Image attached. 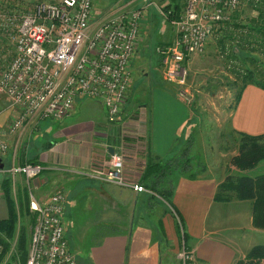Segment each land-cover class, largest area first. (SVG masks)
Segmentation results:
<instances>
[{"label": "crops", "instance_id": "crops-1", "mask_svg": "<svg viewBox=\"0 0 264 264\" xmlns=\"http://www.w3.org/2000/svg\"><path fill=\"white\" fill-rule=\"evenodd\" d=\"M8 1L29 4L41 0ZM44 1L53 3L58 0ZM98 1L96 0L97 4H100L103 0ZM122 1L124 0L118 2ZM139 4L140 1L135 2V5ZM95 13L96 16H101V10H97L96 6ZM153 98L154 95L152 99L148 98L147 105H140L139 110L133 114L128 112L134 108L133 103H125L123 113L121 112L112 123L108 122L101 105L103 120L94 119L87 122L76 120L77 118L71 120L74 117V110L70 116L62 120V128L59 131L62 139L52 145L46 143L40 150L33 152H29L28 146L24 144L31 141L33 132L39 128L40 120L26 123L21 141L17 142L18 133L8 131L17 110L7 104L0 112V136L8 145L6 156L0 159V219L8 215V204L1 190L2 178L13 163L21 164L36 159L43 167L42 174L32 182L34 189H37L38 201L41 202L58 191L66 194L63 214L66 238L71 231L77 233L85 229L89 232L90 229L96 230L98 227H111L115 224L117 225L115 228L120 229V233L107 234L101 239L96 237V243L82 237V247L78 253L82 255L81 259L86 264H173L168 254L171 249L167 247L166 240L172 242V236H175L178 230L168 215L162 214L163 217L161 215L155 218L153 225L150 226L140 220L138 197L141 193L137 194L129 188L78 174L93 162L107 160L111 154L116 153L124 157L126 176L142 184V172L150 154L162 160L171 159L179 154L180 148L183 147V145L179 147L181 135L185 133L188 137V133L198 125V120L195 124H189L191 115L187 106L181 111L173 108L172 111L171 109L167 111L159 106L157 113L154 110ZM164 98H167L169 103L172 102L169 95H165ZM123 115L124 118L127 117L120 123V117ZM167 115L175 117L169 124L166 122ZM155 117L157 121L154 120ZM127 122L131 124H125ZM230 126L233 130L248 135H264V89L254 85H246L243 88L230 115ZM122 133L125 134L123 139L120 135ZM109 148H112L113 153L109 152ZM226 168L227 166L223 167L222 171H212L208 166L206 172H203L206 173L204 176L189 179L187 175L179 174L175 178L171 200L183 218L184 231L188 238L186 244L192 256L190 264H233L237 257L244 256L252 246L264 244V230L252 224L250 201L233 200L228 203L214 201V193L224 178ZM213 173H218V177L212 176ZM245 173L253 176L263 174L264 161ZM10 179L12 193L15 195L14 189H23L26 180L22 175L15 178L10 176ZM110 204L118 206L120 209L118 215L112 216ZM212 209L216 212L213 215ZM154 210L158 213L159 208ZM116 216L117 218H114ZM227 216L228 225H225L227 219L224 218ZM211 226L213 228H210ZM152 227H155V230L161 229L163 234ZM68 238L70 241L71 236Z\"/></svg>", "mask_w": 264, "mask_h": 264}, {"label": "built area", "instance_id": "built-area-1", "mask_svg": "<svg viewBox=\"0 0 264 264\" xmlns=\"http://www.w3.org/2000/svg\"><path fill=\"white\" fill-rule=\"evenodd\" d=\"M138 1L141 4L135 5ZM147 2H117L99 17L96 0L0 3V31L14 45L12 59L0 73V95L17 110L8 126L10 133H18L17 142L26 123L61 121L84 97L96 99L108 122L116 121L132 81L140 25L152 4ZM238 4L239 0H184L183 8L171 20L173 41L157 49L163 80L179 86L186 83L189 57L205 51L218 25L228 20ZM7 151L8 145L0 136V156L4 158ZM42 171L40 163H13L7 173L12 178L22 175L29 185ZM78 174L136 193L149 192L128 179L120 154L93 162ZM29 195L35 223L25 264H78L66 238V194L58 191L41 202L31 192ZM180 257L184 263L192 259L185 248Z\"/></svg>", "mask_w": 264, "mask_h": 264}, {"label": "rangeland", "instance_id": "rangeland-1", "mask_svg": "<svg viewBox=\"0 0 264 264\" xmlns=\"http://www.w3.org/2000/svg\"><path fill=\"white\" fill-rule=\"evenodd\" d=\"M118 1L119 0H103L100 4H97L96 2V9L101 10L100 15H102L107 10L106 7H110ZM147 1H149L147 3L152 2V4L147 8V15L140 25L137 54L132 62L131 73L133 80L131 81L132 84H130L129 86L128 96L126 99V104L131 102L133 103L134 108L132 110L129 109L128 112L133 114V112L139 110L140 105H147L148 98L152 99L153 95L156 108H154V110L157 113V107L159 106H161L159 108H165L167 111L168 109H171L172 111V108L181 111L182 108L187 106L191 115L189 124H195V122L198 120V125H195L192 131L188 133V137L185 133L181 135V142L179 147H182V145L184 146L186 144L184 143V141L191 140L189 155L192 158V165L190 164L192 167V172H200V167L196 166V163L199 161L200 163L206 165V170L209 166L212 171H222L223 167L228 165V158L236 153V151L232 149V142L229 139V133L231 131L230 115L232 113V110L234 109L235 104L237 103L235 100L236 89L232 83L233 78L227 73L225 64L227 60L226 55L218 51L220 46L218 45L214 37H212L207 42L205 51L202 54H194L190 56L188 60L189 71L186 83L183 86H179L165 80L162 81L163 77H161V68L159 73L160 55L157 49L169 45L173 41L175 36V28L172 25L171 20H169L166 12L163 11V8H165V6L171 4L172 2L174 3V1ZM175 2L179 5L178 9H180L181 11V9L183 8L184 0H175ZM0 3L4 5H8V3L11 4V2L8 0H0ZM242 3L243 4L240 7V18L241 22H245V19L247 17H250L255 13L248 7L247 3L244 0ZM4 9L5 8H2L1 10ZM9 13H11V11H9ZM13 49L14 45L12 40L7 38L6 35L2 31H0V73L3 72L9 65L13 56ZM229 50L230 52L235 51L238 54L240 53L239 48L237 46H234L233 44L232 49L230 48ZM261 56L262 57L260 58L264 61V55ZM170 87L173 90V94H169L171 93ZM165 95L170 96V98L172 99L171 103H169L167 98H164ZM150 103H152L151 100ZM7 104L9 105V101L4 96L0 95V112L5 108ZM73 116L74 117H72L71 120L77 118L76 120H82L83 122L92 121L94 119L103 120L104 118L100 104L97 102V100L87 97L78 99L76 101ZM125 118L124 115L121 116L120 123ZM173 119H175V117L171 118L167 115L166 122H168L169 124ZM62 120H40L39 128L33 132L31 141H29L28 143L25 142L24 144L25 146H28L29 152L40 150L46 143H50L52 145L55 142L60 141L62 139V136H60L59 131H61L62 128ZM154 120L157 121V117H155ZM125 124L131 123L127 122ZM108 128L110 129V127ZM167 128L168 127H166L165 130H167ZM105 129L106 126L103 130L104 132ZM120 135L121 139H123V137L125 138L124 133ZM220 156H222V158ZM162 161L166 163L169 161V158L163 159ZM227 171L229 170H227L226 168L224 176L226 175ZM204 174L206 175V173L200 175L204 176ZM211 175L214 177H216L217 175L218 177V173H213ZM128 179L134 182H138L130 179L129 177ZM27 186L28 185H26L25 183L23 184V189L28 194V201L30 202L31 200L29 195L30 192L33 198L37 201L38 193L36 192L37 189H34L33 187L34 184L30 182L29 186ZM14 190L15 195L11 192V197L15 202V210L16 214L18 215V219L16 222L14 239L11 243L12 246L10 247L9 252L6 254L1 264H25L27 255L23 262L22 260H19L17 258V255H14L16 253L17 238L20 228H24L28 250L33 227L30 221V209L27 213L23 208V201H21V199L19 200V190ZM115 193L117 194V192ZM131 197L133 198V195ZM155 198L158 200V204L154 209L159 208V210L158 213H155L154 210L152 216L149 217L152 224L155 218L160 217L162 214H165L171 218V220L173 221L172 224L175 225L177 223V220L173 211L159 196H155ZM110 208L111 213L113 212L112 216L118 215V213H120V209H118V206L110 204ZM215 213L216 212H214V209H212L211 214L213 215ZM32 214L33 213H31V215ZM114 218H117V216ZM224 219H227L225 225H228V216ZM141 220L149 224L148 220ZM116 226L117 225L115 224L111 227H98V229L96 230L98 234L95 235L97 238L101 239V237L104 235L116 232L118 230L117 228H115ZM152 228L154 229L155 227ZM210 228L213 227L211 226ZM87 232L84 229L77 231L78 234L71 231L67 235L69 248L72 253L75 254L78 264H86L84 260L81 259L82 255L78 253L80 247H82V237H84V239L86 240L92 241V236L90 235L95 231L94 229H90L88 234ZM69 235L71 236L70 241L68 238ZM166 245L171 249L168 254L171 256L173 264H185L180 257L184 247L181 239L179 238L178 231L175 236H172V242L166 240ZM167 247L165 248L166 252L168 251Z\"/></svg>", "mask_w": 264, "mask_h": 264}, {"label": "trees", "instance_id": "trees-1", "mask_svg": "<svg viewBox=\"0 0 264 264\" xmlns=\"http://www.w3.org/2000/svg\"><path fill=\"white\" fill-rule=\"evenodd\" d=\"M173 1L174 3L172 2L163 8L169 20L176 18L180 12V9H178L179 5L175 0ZM244 1L255 14L247 17L245 22H241L240 7L243 4V0H239L237 8L233 10L228 20L218 25V29L212 36L220 46L218 51L226 55V69L227 73L233 78L232 83L236 89V102L239 100L241 91L246 85H254L264 89V61L260 58L262 57L261 55H264V0ZM232 44L239 48V54L233 50V52H230L229 49H232ZM159 65L161 66L160 61ZM171 92L173 93L172 88ZM229 139L232 142V149L236 153L228 158L227 170L229 171L217 185L213 199L221 203H228L233 200L250 201L252 224L254 227L264 230V173L256 176L245 173V171L255 168L260 162L264 161V135L252 136L231 128ZM190 141L187 140L186 144L180 149L179 154L169 159L166 163L157 156L154 157L150 154L141 179L142 185L149 192H143L138 197V206L141 211L140 220H148L150 226L153 224L149 217L152 216L154 208L158 204L155 196H159L167 203L175 214L179 238L187 251L186 241L188 238L184 231L183 218L175 209L171 198L176 181L173 178H176L179 174H185L189 179H195L206 170V165L199 161L196 166L200 167V172H192V158L189 155ZM0 159H3V157L0 156ZM25 163L38 162L36 159H30ZM25 163H21V165ZM26 185L28 184L26 183ZM1 190L8 204V215L6 218L0 219V264L12 246L11 243L14 239L18 219L15 202L11 197L12 182L8 173L2 178ZM22 190L24 189L19 190V200L23 201V208L28 213V194L25 190ZM31 213L29 215L33 226L35 214L31 215ZM158 223L160 227L161 221ZM157 229L163 234L161 229ZM157 229L155 230L154 228L155 231ZM96 230L94 231L97 232ZM95 232L90 236H92L91 240L96 243V235L98 233ZM116 233H120V229L111 234ZM14 255H17V258L22 260V262L25 260L26 255L28 256L24 228H20ZM185 264H190V261H185ZM233 264H264V244L252 246L244 256L237 257Z\"/></svg>", "mask_w": 264, "mask_h": 264}, {"label": "water", "instance_id": "water-1", "mask_svg": "<svg viewBox=\"0 0 264 264\" xmlns=\"http://www.w3.org/2000/svg\"><path fill=\"white\" fill-rule=\"evenodd\" d=\"M109 152H110V153H113L112 148H109ZM0 167H1V164H0Z\"/></svg>", "mask_w": 264, "mask_h": 264}, {"label": "bare ground", "instance_id": "bare-ground-1", "mask_svg": "<svg viewBox=\"0 0 264 264\" xmlns=\"http://www.w3.org/2000/svg\"><path fill=\"white\" fill-rule=\"evenodd\" d=\"M175 84V83H174Z\"/></svg>", "mask_w": 264, "mask_h": 264}]
</instances>
